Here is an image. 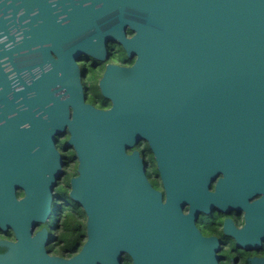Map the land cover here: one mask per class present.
Masks as SVG:
<instances>
[{
  "label": "water",
  "instance_id": "95a60500",
  "mask_svg": "<svg viewBox=\"0 0 264 264\" xmlns=\"http://www.w3.org/2000/svg\"><path fill=\"white\" fill-rule=\"evenodd\" d=\"M108 40L136 57L106 64L100 109L83 100L76 57L103 58ZM65 127L69 195L87 217L68 258L28 228L50 211ZM140 138L164 197L125 152ZM212 204L245 209L242 228L224 218L238 244L264 238V0H0V226L18 238L0 239V264H119L124 251L133 264H217V238L195 224Z\"/></svg>",
  "mask_w": 264,
  "mask_h": 264
},
{
  "label": "flooded vegetation",
  "instance_id": "af4514ba",
  "mask_svg": "<svg viewBox=\"0 0 264 264\" xmlns=\"http://www.w3.org/2000/svg\"><path fill=\"white\" fill-rule=\"evenodd\" d=\"M132 31L127 27V35ZM136 55H127L122 45L117 40H108L105 48V56L98 58L88 53H82L76 57V63L80 73V83L82 85L83 100L94 107L106 109L110 107L111 100L105 96L100 89L99 80L102 77L106 64L131 65ZM71 112V107L69 106ZM69 136L68 128L65 127L61 133L54 134V142L62 156V172L58 179L54 181L51 189L50 211L43 220H35L28 226L30 237L36 231L46 230V241L44 248L50 255L68 258L75 254L87 238L86 213L82 206L70 195V178L77 172L78 159L73 145L67 143ZM137 150L142 159L144 172L152 186L163 192L160 174L156 167V161L148 141L144 138L138 139L132 145L125 147L126 153ZM222 174H217L210 182L209 189L213 191L217 179ZM25 190L23 186H14V195L17 199L23 198ZM262 191L255 192L247 198V202L260 198ZM164 197V192H163ZM188 203L184 204L183 210L187 211ZM245 209L233 208L228 205L227 210H222L217 204H212L208 212L200 210L195 219V224L205 236L214 235L217 238L218 248L214 249L217 264H264V238H260V243L255 246L245 247L238 244L236 238L231 233L223 231L224 218L232 220L236 229L242 228L246 224ZM68 216L67 221L64 217ZM0 239L16 242L12 226L7 225L5 229L0 226ZM119 264H133V257L127 252L120 254Z\"/></svg>",
  "mask_w": 264,
  "mask_h": 264
},
{
  "label": "trees",
  "instance_id": "16d2710c",
  "mask_svg": "<svg viewBox=\"0 0 264 264\" xmlns=\"http://www.w3.org/2000/svg\"><path fill=\"white\" fill-rule=\"evenodd\" d=\"M67 219H68V216H65V217H64V221H67Z\"/></svg>",
  "mask_w": 264,
  "mask_h": 264
}]
</instances>
